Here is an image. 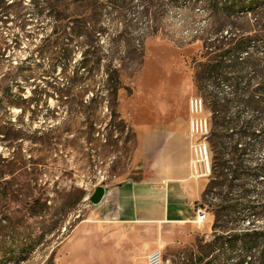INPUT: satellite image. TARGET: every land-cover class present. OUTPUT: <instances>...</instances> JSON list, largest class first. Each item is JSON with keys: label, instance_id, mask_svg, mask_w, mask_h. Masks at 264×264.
Masks as SVG:
<instances>
[{"label": "rangeland", "instance_id": "obj_1", "mask_svg": "<svg viewBox=\"0 0 264 264\" xmlns=\"http://www.w3.org/2000/svg\"><path fill=\"white\" fill-rule=\"evenodd\" d=\"M216 1L41 0L44 12L38 14L30 0H5L13 8L26 7L31 35L21 36L16 45L15 15L5 24L0 22V33L10 46L1 59L0 79L25 61L36 77L27 83L18 77L25 88L21 90L16 81L13 91L39 101L0 104V264H136L158 248L165 264H229L237 256L223 247L207 250L215 235L213 212L219 189L196 204L210 213L201 226L190 220L124 222L109 209L112 189L142 177L144 162L137 156L140 129L185 137L187 150L181 156L186 157L189 176L195 158L193 141L206 143L211 171L190 177L205 191L213 176L217 146L229 141L217 135L230 136L235 126L229 123L226 128L223 120L260 115L252 98L260 81L252 68L259 62L258 53L246 56L242 74L229 69L230 80L209 66L220 60L227 31L237 27L254 35L264 25L263 8L249 13L237 7L226 21L222 3L216 7ZM57 11L68 26L78 22L96 29L95 38L106 58L103 63L111 60L120 72L118 104L105 89L104 69L95 73L96 83L90 89L80 85L71 102H63L47 88L48 81L67 83V76L80 70L88 48L82 44L88 39L85 35L72 41L67 72L64 60L53 67L50 56L42 57L39 48L44 39L55 36L52 13ZM254 47L250 52L264 51L258 43ZM95 92L102 96L100 102L91 101ZM196 97L203 99L201 115L208 127L192 136L190 102ZM251 154L254 160L264 156L262 150ZM248 183L250 198L262 206L261 214L255 220L245 209L235 225L245 229L255 220L264 228L263 183L255 179ZM99 185L111 192L94 205L89 198Z\"/></svg>", "mask_w": 264, "mask_h": 264}, {"label": "trees", "instance_id": "obj_2", "mask_svg": "<svg viewBox=\"0 0 264 264\" xmlns=\"http://www.w3.org/2000/svg\"><path fill=\"white\" fill-rule=\"evenodd\" d=\"M2 1L3 3H0V22L5 24L8 22L10 15H15L17 30L12 31V36L13 42L19 45L21 36L31 35L28 29L30 20L27 17V11H25L26 7L20 4L18 8H13L15 6L13 3L7 4L5 0ZM30 2L34 4V9L38 14H43V3L41 0H30ZM219 2L222 3L220 8L226 21H229L228 19H230L233 12L238 11L237 7L242 12L251 13L261 8L264 11V0H219L215 2L216 7H219ZM52 15L56 20V25L53 27V35L55 36L54 38L48 37L44 39L43 44L39 48V53L42 57L50 56L53 61V67L54 62L59 59L64 60V70L67 72L68 61H70L73 52L71 48L72 41L78 40L79 37L85 35L88 39L84 40L82 44L88 48L83 53L84 58L81 60L80 70H75L73 75L67 76V83L61 84L55 81H48L47 88L58 94L63 102H71V98L74 95L78 96L76 89L80 85H88L89 88L87 90L90 89L96 83L95 73L104 69L107 75L104 84L105 89L112 97L113 104H118V94L122 87L120 72L111 60L106 64L103 63L106 58L102 54L100 44L95 38L96 29L89 28L78 22L68 26V22L59 11L53 12ZM9 29L11 28L9 27ZM222 42L225 46L221 48L218 54L220 60L211 64L209 69L214 72L222 71L229 80V69H237L242 74L245 71V66L243 65L247 62H245L246 56L251 58L254 53L259 54V58L257 57L259 62L253 63L252 68L260 81L252 98L258 103L260 115H258L257 119L236 118L233 121L223 120L222 122V125L224 123L227 125L226 128L229 127V123H234L235 126L232 127L230 136L217 135L220 139L229 138V141L222 142L217 146L212 167L213 176L202 196L205 198L214 189H219V202L215 204L216 207L213 212L216 217L214 224L215 235L214 240L207 244V250L208 252H214L216 249L223 247L222 249L225 252L232 255L238 253L236 257L234 256L235 258L232 257V262L228 261L229 264H264V228L255 224V220L261 214L260 207L262 206H259L260 202L257 203L250 198L248 183L250 179H255V181L263 183L264 186V156L261 159L254 160L253 154H251L257 150L264 152V104H260L264 102V51L255 49L250 52L251 48H255L256 43L259 44L260 48H264V25L259 27L254 35L242 32L236 27L231 31H227L223 36ZM7 49H10L8 41L0 33V65ZM81 69H85L86 73L80 72ZM18 77L24 78L25 83H27L36 76H34L31 66H28L25 61L14 68H10L4 78L0 79V104L38 103L39 99L35 97H25L13 91L12 84L16 81L21 90L25 88L24 81H19ZM48 94H50V91H48ZM241 97L245 99V94ZM100 99H102V96L98 92L93 93L91 99L93 103L100 102ZM235 129L238 131L237 137H234L236 134ZM248 208L251 212L250 215L255 218V220L251 221L253 226L239 229L236 227L235 222L239 221L244 210ZM221 221L224 224H220Z\"/></svg>", "mask_w": 264, "mask_h": 264}, {"label": "crops", "instance_id": "obj_3", "mask_svg": "<svg viewBox=\"0 0 264 264\" xmlns=\"http://www.w3.org/2000/svg\"><path fill=\"white\" fill-rule=\"evenodd\" d=\"M156 130L152 129L155 133L139 130L137 156L144 162L142 177L130 178L112 189L114 200L109 209L124 222L194 223L196 204L202 199L204 186L189 176L184 157L186 139ZM110 192L107 190V196Z\"/></svg>", "mask_w": 264, "mask_h": 264}, {"label": "built area", "instance_id": "obj_4", "mask_svg": "<svg viewBox=\"0 0 264 264\" xmlns=\"http://www.w3.org/2000/svg\"><path fill=\"white\" fill-rule=\"evenodd\" d=\"M204 110V102L202 98H192L190 102L191 117V134L194 136L200 130L207 129L208 121L202 117ZM193 150L195 158L192 159V177L205 176L211 171L210 151L206 143L193 141ZM196 217L194 223L198 226L205 224L209 220L210 213L203 205H198L195 209ZM136 264H165L164 255L161 249H155L150 252L144 260L138 261Z\"/></svg>", "mask_w": 264, "mask_h": 264}, {"label": "water", "instance_id": "obj_5", "mask_svg": "<svg viewBox=\"0 0 264 264\" xmlns=\"http://www.w3.org/2000/svg\"><path fill=\"white\" fill-rule=\"evenodd\" d=\"M106 193V187L104 185H99L89 199L94 205H99L104 200Z\"/></svg>", "mask_w": 264, "mask_h": 264}]
</instances>
